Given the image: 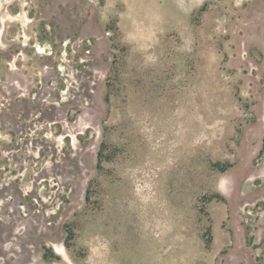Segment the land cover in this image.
Returning a JSON list of instances; mask_svg holds the SVG:
<instances>
[{
  "label": "rangeland",
  "instance_id": "374dc122",
  "mask_svg": "<svg viewBox=\"0 0 264 264\" xmlns=\"http://www.w3.org/2000/svg\"><path fill=\"white\" fill-rule=\"evenodd\" d=\"M0 264H264V0H0Z\"/></svg>",
  "mask_w": 264,
  "mask_h": 264
}]
</instances>
